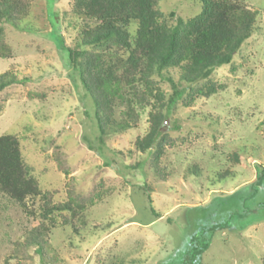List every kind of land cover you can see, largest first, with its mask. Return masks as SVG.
I'll return each mask as SVG.
<instances>
[{
    "label": "rangeland",
    "instance_id": "obj_1",
    "mask_svg": "<svg viewBox=\"0 0 264 264\" xmlns=\"http://www.w3.org/2000/svg\"><path fill=\"white\" fill-rule=\"evenodd\" d=\"M29 1L19 28L0 22L11 50L0 75L16 81L0 92V136L18 139L52 204L96 193L101 200L84 222L74 219L75 232L55 214L53 223L43 218L38 197L22 207L0 192V264H264V178L255 180L264 172V0H243L256 22L230 64L192 84L178 68L154 76L161 99L147 97L135 127L101 140L93 101L66 53L93 23L72 14L71 0ZM158 9L173 26L198 15L201 3L159 0ZM210 87L209 96L198 92ZM175 91L181 98L162 128L157 173L153 153L135 142L149 132L152 105L165 112ZM37 227L41 236L49 231L44 260L26 244Z\"/></svg>",
    "mask_w": 264,
    "mask_h": 264
},
{
    "label": "trees",
    "instance_id": "obj_2",
    "mask_svg": "<svg viewBox=\"0 0 264 264\" xmlns=\"http://www.w3.org/2000/svg\"><path fill=\"white\" fill-rule=\"evenodd\" d=\"M158 2L71 0L72 14L93 23L80 29L73 48H66V53L93 101L99 140L108 131L123 132L135 127L139 117L137 110L148 105L147 97L161 99L152 81L154 76L161 77L164 71L178 68L181 81L192 84L206 80L214 69L231 63L254 31L256 12L248 10L243 0H199L201 12L185 21L176 18L173 26L164 21ZM29 6V0H0V22L19 28V23L28 15ZM169 16L174 17V13ZM10 55L11 50L0 34V59ZM14 83L13 77L0 75V92ZM198 92L209 96L214 88L210 87L204 94L201 90ZM180 98L181 93L175 91L165 105V112L162 104L159 107L153 104L149 132L135 142L138 151L153 153L157 173V162L163 151L162 128L168 112ZM116 106L122 107L120 120L114 118ZM263 178L262 171L260 177L256 176V183ZM0 192L22 207L27 199L38 197L43 204V218L53 223L55 214L61 218L62 225H72L75 232L74 219L79 217L84 222L87 209L101 200L100 193H96L52 204V194L40 191L38 181L22 161L18 139L10 134L0 136ZM44 229L43 234L48 236V228ZM33 232L36 233L33 235ZM33 232L26 244H35L36 253L43 259V234L41 236L39 227ZM207 246L205 244L194 257H200Z\"/></svg>",
    "mask_w": 264,
    "mask_h": 264
}]
</instances>
